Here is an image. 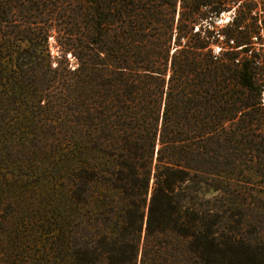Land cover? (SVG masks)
I'll list each match as a JSON object with an SVG mask.
<instances>
[{"label": "trees", "instance_id": "16d2710c", "mask_svg": "<svg viewBox=\"0 0 264 264\" xmlns=\"http://www.w3.org/2000/svg\"><path fill=\"white\" fill-rule=\"evenodd\" d=\"M231 3L0 0V264L24 212L1 184L46 169L37 264H264V192H230L264 184V55L256 13L215 26Z\"/></svg>", "mask_w": 264, "mask_h": 264}, {"label": "rangeland", "instance_id": "374dc122", "mask_svg": "<svg viewBox=\"0 0 264 264\" xmlns=\"http://www.w3.org/2000/svg\"><path fill=\"white\" fill-rule=\"evenodd\" d=\"M252 1L256 3L259 2L258 0ZM255 13L257 24L259 26L260 41L252 39L251 42L253 43V45L251 46V49H259L264 55V2H262V4L258 3L257 6H252L250 4V0H236L235 4H230V7L227 9L226 12L221 13L217 18L214 19V23L218 29H222L228 23H231L234 18L241 19L246 16V18L248 19L246 20L245 24H248L250 22L248 16H254ZM63 22H65L66 24L70 23V19L66 18ZM66 33H68V31H66ZM67 38H63L60 35L56 38L58 40L56 43L55 38L49 37L48 50L50 52V56L55 57L59 53V45L70 40ZM220 47L221 46H215V51L218 52ZM66 57L68 58L69 63L73 64V58H69V54H67ZM261 80L263 83V91L261 93L260 98L262 106H264V72L261 76ZM49 135L50 134L48 132H45L43 136L41 134L42 138H50ZM40 173V175H33L28 170L21 171L18 176L22 177V179H27L26 184H1L3 186L11 185L12 187L16 186L15 188L18 187V194L16 197L18 202L21 203L22 210L24 211L21 217L19 216L20 218H15V216L13 215L14 220L12 219L10 223L7 224V227L4 228L5 231L3 232V237H5V239L3 240V245H1L2 248H5L4 246H6V240H8V237L13 238L14 231L18 232H16V236H18V238H16V242L14 244H16V247L18 248L19 252H12L14 254L8 253L7 255L8 260L16 262V264H37L39 261L38 258L40 256V251L42 250L39 247V243L49 239L48 235H44L42 233L39 234V224L36 220H33L34 212L38 208V204L42 202H49L53 193L54 184H51L50 170H42L40 171ZM35 179H42L41 181H43V183L33 184V182L36 181ZM253 190L256 192H264V184H262L260 180L254 179L250 180L249 182L247 176H242L239 178V182H236L235 184H230V192L232 191L233 193L232 200L235 202L240 199L241 201H244V193ZM216 195V193L210 191L208 193L201 194L199 197L210 198ZM235 208L237 209H234L232 211V214H241V217H243L245 213L244 207L238 208L236 203ZM25 217L28 218V220H25ZM237 217L238 216H234L233 221H236ZM16 223H18V225H16Z\"/></svg>", "mask_w": 264, "mask_h": 264}]
</instances>
